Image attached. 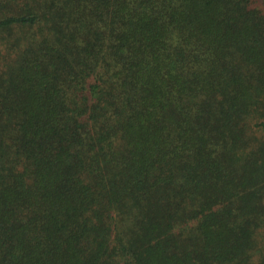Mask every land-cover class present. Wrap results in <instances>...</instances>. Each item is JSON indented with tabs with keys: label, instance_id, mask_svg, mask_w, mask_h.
Segmentation results:
<instances>
[{
	"label": "trees",
	"instance_id": "1",
	"mask_svg": "<svg viewBox=\"0 0 264 264\" xmlns=\"http://www.w3.org/2000/svg\"><path fill=\"white\" fill-rule=\"evenodd\" d=\"M264 0H0V264H264Z\"/></svg>",
	"mask_w": 264,
	"mask_h": 264
},
{
	"label": "rangeland",
	"instance_id": "2",
	"mask_svg": "<svg viewBox=\"0 0 264 264\" xmlns=\"http://www.w3.org/2000/svg\"><path fill=\"white\" fill-rule=\"evenodd\" d=\"M262 248L264 249V242H263V244H262Z\"/></svg>",
	"mask_w": 264,
	"mask_h": 264
}]
</instances>
